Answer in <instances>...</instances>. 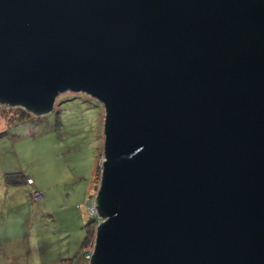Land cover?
<instances>
[{
	"label": "water",
	"instance_id": "obj_1",
	"mask_svg": "<svg viewBox=\"0 0 264 264\" xmlns=\"http://www.w3.org/2000/svg\"><path fill=\"white\" fill-rule=\"evenodd\" d=\"M104 106L88 264H264V0H0V104Z\"/></svg>",
	"mask_w": 264,
	"mask_h": 264
},
{
	"label": "rangeland",
	"instance_id": "obj_2",
	"mask_svg": "<svg viewBox=\"0 0 264 264\" xmlns=\"http://www.w3.org/2000/svg\"><path fill=\"white\" fill-rule=\"evenodd\" d=\"M5 108L0 104V132L6 131L0 137V186L8 185L5 174L20 175V182L10 185L17 190L18 199L27 203L14 213L22 223H32L26 228L22 225L24 240L16 248V264H76L80 257L70 252L72 247H80L85 235L82 226L89 217L82 210L77 224L73 211L77 204L85 208L83 200L77 199L81 190L95 181L104 145V106L85 92L64 90L56 96L50 113L35 115L16 126L1 114L11 115ZM26 177L33 180V186L26 183ZM35 189L43 194L37 200L31 197ZM45 190L50 195L47 200ZM8 263V255L0 250V264Z\"/></svg>",
	"mask_w": 264,
	"mask_h": 264
},
{
	"label": "crops",
	"instance_id": "obj_3",
	"mask_svg": "<svg viewBox=\"0 0 264 264\" xmlns=\"http://www.w3.org/2000/svg\"><path fill=\"white\" fill-rule=\"evenodd\" d=\"M15 124L21 125V122H13L11 124V126H14ZM25 181H26V179H25ZM95 183L96 182H94L90 188H88V186L83 188L81 190L79 198L77 200H83L82 202L84 203L90 196H94V194L96 193V191L98 189L97 183H96V186H95ZM31 185L32 186L34 185L33 180H32ZM35 190L37 191V189H35ZM16 191L12 188L11 185H5L3 183V186H0V250H2V253L4 252L5 254L8 255V259H9L8 264H16V261H15L16 260L15 257H16V253H17L16 248L19 244H21L20 240L21 239L24 240L22 238L23 235L21 233V229L23 227L26 228V226L32 225V223L31 224L28 223L27 225H26V223H22L20 221L19 215H16L14 213V210H17V209H19L20 206H23L24 202L27 203L26 201L23 202L20 199H18V195L15 193ZM44 192H45V194H44L45 200H47L50 196V195H48L49 191L45 190ZM41 196H43L42 193H41ZM77 206L78 207L75 206L77 211H73V212H74L75 216L77 217V224H80L81 219L79 216H81V214H82L81 211L83 210L86 214H87V212H86L85 208L82 209L81 205L77 204ZM4 212L6 213L7 216L3 215ZM22 225H24V226L22 227ZM82 228L84 229V226H82ZM67 232L64 233V234H67L66 237H68ZM78 237H79V233H78L76 238L78 239ZM82 239H83V237H82ZM82 239H81L80 243L82 242ZM30 241L31 240L29 238L25 239V243H27V244H29ZM67 245H68V242L66 240V247H67ZM76 247H77V245L75 244V248ZM72 248L74 251L70 252L71 256H73L78 250V249H74V247H72ZM65 251H66V248H65ZM65 251H63L62 254H64V256H67ZM68 252H67V254H68ZM76 264H85V262H84V260H82V258H78Z\"/></svg>",
	"mask_w": 264,
	"mask_h": 264
},
{
	"label": "trees",
	"instance_id": "obj_4",
	"mask_svg": "<svg viewBox=\"0 0 264 264\" xmlns=\"http://www.w3.org/2000/svg\"><path fill=\"white\" fill-rule=\"evenodd\" d=\"M5 105V104H4ZM6 110H10L12 111L11 115H8V117L6 116V113L4 114V112H2L1 114L3 116H5L7 118V122H23L26 121L27 119H32L33 117H35V113L32 112L31 110H28L22 106H18V105H5ZM6 134V131H1L0 132V137L4 136ZM103 154V149L102 152L100 153V155ZM99 155V157H100ZM99 159V158H98ZM100 167H97V171H96V177H95V181L96 183H99V179H100ZM5 180L6 183L8 185L10 184H16L19 183L21 178L20 175H17L16 173H10V174H5ZM31 185V184H28ZM98 186V184H97ZM92 196H90L85 202H84V207L86 202L91 198ZM78 207V206H76ZM86 210V208H85ZM87 212V211H86ZM88 215V213H87ZM89 219L86 221L85 225H84V229H85V235L82 239V242L80 244V247L78 248L77 252L75 253L76 256H79L80 258H82V260H84V253L86 250H88L93 244H94V240H95V220L93 218V216H89ZM72 260V259H69ZM85 264L86 261L84 260ZM63 264H68V263H63Z\"/></svg>",
	"mask_w": 264,
	"mask_h": 264
},
{
	"label": "built area",
	"instance_id": "obj_5",
	"mask_svg": "<svg viewBox=\"0 0 264 264\" xmlns=\"http://www.w3.org/2000/svg\"><path fill=\"white\" fill-rule=\"evenodd\" d=\"M103 160H104V155L102 154L100 156V159H98V166L100 167V170L102 168V164H103ZM26 183L27 184H32V180L30 178L26 179ZM97 193V191H96ZM96 193L94 194V196H92L85 204V208L86 211L88 213L89 216H93L94 220H95V229L97 228V226L104 220L103 218H101L100 216L97 215L96 212V205H95V197H96ZM31 197L33 200H37L41 197V194L38 191H33L31 194ZM93 248H94V244L85 251L84 253V260L86 261V263L88 264L90 261V258L93 254Z\"/></svg>",
	"mask_w": 264,
	"mask_h": 264
}]
</instances>
